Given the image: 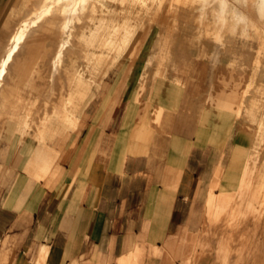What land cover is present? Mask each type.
Wrapping results in <instances>:
<instances>
[{
  "label": "crops",
  "instance_id": "1",
  "mask_svg": "<svg viewBox=\"0 0 264 264\" xmlns=\"http://www.w3.org/2000/svg\"><path fill=\"white\" fill-rule=\"evenodd\" d=\"M26 9L0 0V65ZM158 26L56 134L22 108L42 106L59 53L42 48L58 40L27 30L0 88L19 108L0 120V264H117L168 246L208 200L264 192L263 57Z\"/></svg>",
  "mask_w": 264,
  "mask_h": 264
},
{
  "label": "rangeland",
  "instance_id": "2",
  "mask_svg": "<svg viewBox=\"0 0 264 264\" xmlns=\"http://www.w3.org/2000/svg\"><path fill=\"white\" fill-rule=\"evenodd\" d=\"M16 1L26 3L27 7L18 12L17 27L23 24H20L21 21L33 22L50 4L49 12L44 13L37 24L24 29L23 38L30 27L38 25V33L56 36L58 40L51 48L50 43H44L42 48L49 51L58 45L60 54L55 62L57 68L53 69L52 74L43 75V90L36 92L42 106L22 108L26 109L28 115H41L42 121L38 125L44 133L56 134L73 129L77 122L74 116L82 111L90 90L98 87L104 78L109 83L116 58L123 54L127 57L126 61L130 60L132 37L135 36L136 43L137 38L156 24L160 26L152 34L160 30L169 35H185L189 37L187 41H191V45L201 42L208 51L227 53L242 50L244 46L245 50L258 52L264 59V9L255 8V0H243L247 3L227 0L228 13H225L226 19H220L222 22L215 19L213 11L217 10L216 4L201 5L206 0H99V6L91 17L89 13L85 16L79 14L67 29L62 28L63 8L59 9L66 1ZM70 7L72 9L73 5ZM234 9L245 16V22L235 23L229 11ZM89 10L90 5L85 11ZM229 13L231 19L227 15ZM164 20H170V23H164ZM20 28L19 31L22 30ZM104 38L106 42H102ZM62 44L66 45L61 49ZM89 51L88 57L86 52ZM49 61L44 58L43 66H51ZM238 93L243 94L242 88ZM4 95L6 91L1 90L0 98ZM18 110L0 102V120L9 111ZM25 125L30 129L29 124ZM117 264H264V192H240L228 200H208L189 226L176 235L168 246L147 254L136 251L128 260Z\"/></svg>",
  "mask_w": 264,
  "mask_h": 264
},
{
  "label": "bare ground",
  "instance_id": "3",
  "mask_svg": "<svg viewBox=\"0 0 264 264\" xmlns=\"http://www.w3.org/2000/svg\"><path fill=\"white\" fill-rule=\"evenodd\" d=\"M51 1H53V0H51ZM50 1V2H51ZM62 1H66V3H64L63 5H61V7H59V9L60 8H63V11L61 12V14H62V16H63V19H64V23H63V29H67V27H68V25H69V23L75 18V17H77L79 14H84V16L86 15V13H89L90 14V17H91V15H93L95 12H96V9H97V7L99 6V0H57V3H60V2H62ZM236 1V0H235ZM238 1V0H237ZM243 3H247V2H244L243 0H241ZM240 1V2H241ZM48 2V1H47ZM69 2V3H68ZM205 2V1H204ZM239 2V1H238ZM238 2H236V3H238ZM250 2H251V0H250ZM254 2V1H253ZM253 2H252V5H253ZM43 3V2H42ZM46 3V2H45ZM45 3H44V6H46L45 5ZM231 3V2H230ZM249 3V2H248ZM193 4V3H192ZM212 5V4H216L217 5V10H214L213 12H215V19H219V20H217V21H220V22H222L221 20L222 19H226V17H225V13L227 12V6H229L228 5V1L227 0H206V3H204L203 4V2H202V4L201 5ZM241 4V3H240ZM50 5V4H49ZM48 5V6H49ZM71 5H73V8L71 9ZM89 5H90V7H91V10H89V12H87V11H85V10H87V8L89 7ZM98 5V6H97ZM101 5V4H100ZM206 5V6H207ZM238 6H239V3L237 4ZM47 6V8H45V7H43V6H41V8L43 7V8H45L43 11H41V14H39V15H37L36 16V18L34 19V21L33 22H26V21H22L20 24H22L21 26H19V27H21L20 29H22L21 31H18V32H16L14 35H13V37L11 38L12 39V42H11V44H10V46L8 47L7 46V50H6V52H5V56H4V58H3V62H2V64H1V66H0V88H1V81H2V78H3V76H4V74L6 73V68H7V65H8V62H9V60L12 58V56H13V54L18 50V48H19V46H20V44H21V42L23 41V35H24V29H26L27 27H29V26H31L32 24H37L38 22H39V20L40 19H42L43 18V16L45 15V14H47L48 12H49V10H48V7ZM102 6V5H101ZM193 6V5H192ZM196 7V6H195ZM236 7V6H235ZM246 7V6H245ZM254 7L255 8H257V9H259V10H262V9H264V0H255V2H254ZM36 8V7H35ZM34 8V9H35ZM42 8V9H43ZM169 8V7H168ZM211 8V7H210ZM214 8V7H213ZM90 9V8H89ZM252 9H253V7H252ZM41 10V9H40ZM54 10V9H53ZM58 11V10H57ZM229 11H231V14H233V20H235V23H241V22H243L244 20H245V16L244 15H242L241 13H239L238 11H236L235 9L234 10H229ZM255 11V10H254ZM259 12V11H258ZM264 12V11H263ZM35 13V12H34ZM45 13V14H44ZM209 13V12H208ZM228 13V12H227ZM249 13V12H248ZM198 14V13H197ZM231 14L229 13V14H227V15H230L228 18L229 19H231ZM253 15V14H252ZM55 16H56V13H55ZM201 16V15H200ZM262 16H263V14H262ZM257 17V16H256ZM62 18V17H61ZM81 19V18H80ZM221 19V20H220ZM228 19V20H229ZM246 19H247V17H246ZM251 19V18H250ZM255 19V18H254ZM258 19V18H257ZM61 20V19H60ZM256 20V19H255ZM255 20H252V21H255ZM260 20V19H259ZM80 21V20H79ZM225 21V20H224ZM232 21V20H231ZM247 21V20H246ZM234 22V21H233ZM232 22V23H233ZM245 22V21H244ZM61 23V22H60ZM224 23V22H223ZM230 23V22H229ZM73 24V23H72ZM214 24V23H213ZM215 24H216V22H215ZM220 24V23H219ZM234 24V23H233ZM59 25V24H58ZM226 25V24H225ZM249 25V24H248ZM62 26V25H61ZM217 26V25H216ZM229 26V25H228ZM251 26H253V25H251ZM244 27V26H243ZM231 28V27H230ZM237 28V27H236ZM257 29V28H256ZM62 30V29H61ZM72 30V29H71ZM235 30V29H234ZM232 31V30H231ZM236 32V31H235ZM234 32V33H235ZM70 33H71V31H70ZM129 33V32H128ZM232 33V32H231ZM257 34V33H256ZM69 35V34H68ZM221 36V35H220ZM10 39V40H11ZM65 45L66 44H62L61 45V49L63 48V47H65ZM58 57H60V54H58ZM54 67H55V65H54ZM67 74H69L68 72H66ZM67 77H68V75H67ZM67 79H69V78H67ZM67 82H68V80H67ZM85 95V94H84Z\"/></svg>",
  "mask_w": 264,
  "mask_h": 264
}]
</instances>
